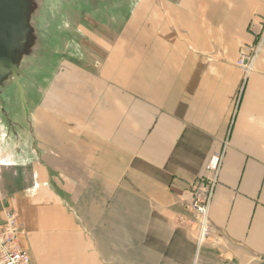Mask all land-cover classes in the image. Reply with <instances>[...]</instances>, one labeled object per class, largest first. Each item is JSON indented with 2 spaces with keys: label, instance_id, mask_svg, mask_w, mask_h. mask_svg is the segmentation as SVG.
Here are the masks:
<instances>
[{
  "label": "crops",
  "instance_id": "obj_1",
  "mask_svg": "<svg viewBox=\"0 0 264 264\" xmlns=\"http://www.w3.org/2000/svg\"><path fill=\"white\" fill-rule=\"evenodd\" d=\"M128 14L75 31L69 15L28 123L0 120V216L17 214L33 264H264V44L248 78L237 64L264 0ZM222 152L199 247L190 186Z\"/></svg>",
  "mask_w": 264,
  "mask_h": 264
},
{
  "label": "rangeland",
  "instance_id": "obj_2",
  "mask_svg": "<svg viewBox=\"0 0 264 264\" xmlns=\"http://www.w3.org/2000/svg\"><path fill=\"white\" fill-rule=\"evenodd\" d=\"M32 4L29 24L34 30L31 34L37 37L38 46L20 60L21 69L24 70V78L20 84L23 88L24 99L21 92L14 84L10 76L9 81L0 86V120L7 127L16 132L19 129L18 122L24 126L28 123V111L31 100L41 101V93L48 86L54 70L58 69L59 61L64 59V53L59 51L66 44L73 43V34L65 28L68 24L67 17L72 16V29L80 25L90 28V20L96 24L106 22H118L121 30L128 17L129 8L140 0H30ZM122 11L121 13L118 11ZM119 13V14H118ZM119 15V16H117ZM101 21V22H100ZM116 25V24H115ZM96 27V26H95ZM74 28V29H75ZM73 29V31H75ZM75 40V39H74ZM79 41V40H76ZM43 42V44H42ZM78 49V45H73ZM33 52V53H32ZM24 100V101H23ZM199 229L197 228L196 244L199 241ZM204 243V242H203Z\"/></svg>",
  "mask_w": 264,
  "mask_h": 264
},
{
  "label": "built area",
  "instance_id": "obj_3",
  "mask_svg": "<svg viewBox=\"0 0 264 264\" xmlns=\"http://www.w3.org/2000/svg\"><path fill=\"white\" fill-rule=\"evenodd\" d=\"M256 42L244 49L238 61L248 78L264 44V27L254 32ZM224 162V153L214 155L207 165V175L197 179L190 186L188 209L193 214V222L199 229L200 247L212 235L209 219L219 176ZM20 226L15 212L5 211L0 216V264H33L29 254L19 244Z\"/></svg>",
  "mask_w": 264,
  "mask_h": 264
},
{
  "label": "water",
  "instance_id": "obj_4",
  "mask_svg": "<svg viewBox=\"0 0 264 264\" xmlns=\"http://www.w3.org/2000/svg\"><path fill=\"white\" fill-rule=\"evenodd\" d=\"M31 8L30 0H0V86L9 82L5 77L10 76L22 99L24 92L20 81L25 75L20 60L25 55L30 56L37 41L29 24Z\"/></svg>",
  "mask_w": 264,
  "mask_h": 264
},
{
  "label": "flooded vegetation",
  "instance_id": "obj_5",
  "mask_svg": "<svg viewBox=\"0 0 264 264\" xmlns=\"http://www.w3.org/2000/svg\"><path fill=\"white\" fill-rule=\"evenodd\" d=\"M36 43V42H35ZM33 49V48H32Z\"/></svg>",
  "mask_w": 264,
  "mask_h": 264
}]
</instances>
